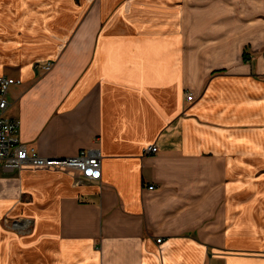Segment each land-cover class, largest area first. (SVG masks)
I'll use <instances>...</instances> for the list:
<instances>
[{
    "label": "crops",
    "instance_id": "obj_1",
    "mask_svg": "<svg viewBox=\"0 0 264 264\" xmlns=\"http://www.w3.org/2000/svg\"><path fill=\"white\" fill-rule=\"evenodd\" d=\"M1 75L23 143L102 173L0 167L34 228L0 264H264V0H0Z\"/></svg>",
    "mask_w": 264,
    "mask_h": 264
},
{
    "label": "built area",
    "instance_id": "obj_2",
    "mask_svg": "<svg viewBox=\"0 0 264 264\" xmlns=\"http://www.w3.org/2000/svg\"><path fill=\"white\" fill-rule=\"evenodd\" d=\"M44 68L49 70L51 64L45 65ZM19 83H21L20 79L6 75L0 76V167L4 171L26 167L73 169L90 180H99L102 173V156L98 149L83 150L76 156L65 158L47 157L41 156L21 141L19 137L21 121L7 115L10 107L9 90ZM187 99L193 100V94H188ZM157 150V146L151 145L145 149V153H155ZM150 188L153 189L154 186ZM158 241L160 242L161 239Z\"/></svg>",
    "mask_w": 264,
    "mask_h": 264
},
{
    "label": "rangeland",
    "instance_id": "obj_3",
    "mask_svg": "<svg viewBox=\"0 0 264 264\" xmlns=\"http://www.w3.org/2000/svg\"><path fill=\"white\" fill-rule=\"evenodd\" d=\"M232 18L236 19L235 15H232ZM235 22V20H234ZM233 32H237L236 30H233ZM239 32V31H238ZM252 48L250 47H245L244 52H243V59L250 61L252 58ZM191 94V93H188ZM36 169H41L37 167H26L23 169H16V170H36ZM14 170H9V171H3V173H10L13 172ZM0 222L1 225L6 228L7 230L16 232L20 234L21 236H26L29 235L33 231V223L32 219L29 217H26L24 213L21 212L16 207H9L2 209L0 208Z\"/></svg>",
    "mask_w": 264,
    "mask_h": 264
}]
</instances>
